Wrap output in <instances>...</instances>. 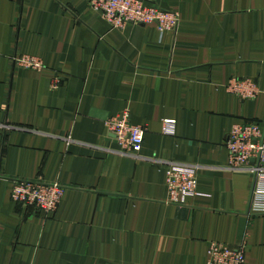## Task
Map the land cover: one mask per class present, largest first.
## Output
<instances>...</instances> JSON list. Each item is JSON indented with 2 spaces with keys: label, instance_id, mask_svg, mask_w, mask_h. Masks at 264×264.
Segmentation results:
<instances>
[{
  "label": "crops",
  "instance_id": "0c3cea01",
  "mask_svg": "<svg viewBox=\"0 0 264 264\" xmlns=\"http://www.w3.org/2000/svg\"><path fill=\"white\" fill-rule=\"evenodd\" d=\"M91 1L0 0V264H207L214 243L264 264V177L229 169L226 147L234 125L264 121V94L227 90L264 89V0H145L178 13L166 33L114 29ZM126 113L145 129L138 155L107 129ZM171 164L197 169L184 204L169 202ZM17 181L65 193L45 214L13 200Z\"/></svg>",
  "mask_w": 264,
  "mask_h": 264
},
{
  "label": "built area",
  "instance_id": "2783aa9c",
  "mask_svg": "<svg viewBox=\"0 0 264 264\" xmlns=\"http://www.w3.org/2000/svg\"><path fill=\"white\" fill-rule=\"evenodd\" d=\"M90 8L112 28L119 30L129 25H156L160 33H166L176 32L180 24L178 13L165 11L145 0H92ZM15 62L24 69L40 70L43 67L40 59L31 56L16 57ZM227 90L243 100H254L264 94V89L252 79H231ZM176 124L175 120H165L163 133L174 136ZM107 129L122 153H141L145 142V129L133 124L128 113L110 118ZM226 147L229 152V169L248 171L256 180L264 177V121L234 125L227 137ZM166 183L169 202L184 204L188 197L197 195V169L188 165L171 164L166 170ZM64 193L65 188L59 184L17 181L12 198L16 203L51 214L57 210ZM261 204L260 206L257 203V212L263 214L264 203ZM207 264H245L244 249L214 243L209 248Z\"/></svg>",
  "mask_w": 264,
  "mask_h": 264
}]
</instances>
